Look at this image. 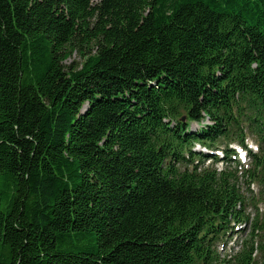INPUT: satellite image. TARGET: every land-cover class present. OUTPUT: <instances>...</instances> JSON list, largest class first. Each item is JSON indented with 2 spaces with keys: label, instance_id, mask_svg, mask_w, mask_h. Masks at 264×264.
I'll list each match as a JSON object with an SVG mask.
<instances>
[{
  "label": "trees",
  "instance_id": "16d2710c",
  "mask_svg": "<svg viewBox=\"0 0 264 264\" xmlns=\"http://www.w3.org/2000/svg\"><path fill=\"white\" fill-rule=\"evenodd\" d=\"M243 180L264 0H0V264H264Z\"/></svg>",
  "mask_w": 264,
  "mask_h": 264
},
{
  "label": "rangeland",
  "instance_id": "374dc122",
  "mask_svg": "<svg viewBox=\"0 0 264 264\" xmlns=\"http://www.w3.org/2000/svg\"><path fill=\"white\" fill-rule=\"evenodd\" d=\"M79 58L76 56V55H73L69 60H68V63H72V62H79ZM207 123V122H206ZM201 127V125L199 124H192L191 126V129L193 131L195 130H198L199 128ZM250 146H252V150L253 151H256L257 150V147L256 145L254 144L255 142H250ZM236 144H233L231 145L233 149H235L236 151L239 150V154H240V159L242 160L245 156V153L242 152V150L240 149H237V147H235ZM197 149L198 146H197ZM246 158H247V155H246ZM249 160V159H248ZM210 161L207 162V164L209 163ZM249 162V161H248ZM233 165V164H232ZM234 166V165H233ZM217 167L219 168H222L223 167V164L222 163H218ZM241 169V168H239ZM238 169V170H239ZM241 190L247 194L249 196V200H251L252 202L255 201L256 203H258V206H257V209L255 208V206H250V208L248 209V214L251 215V218H255L256 215H260V217L264 216V203L262 199H260L261 201H259L258 197L260 195V192H261V187L260 185L258 184H254L252 185L251 187H249L247 185V182L246 181H242L241 182ZM243 228V227H242ZM238 229H236V232L234 234V236L230 239L231 241L228 242V244L226 245H221L220 247V254H221V257L222 259H225V260H229L231 259L232 257L235 256V254L238 252V248L240 247V245L242 244L243 240H245L248 235L250 234L251 232V227L248 226L246 228H243L241 231H238Z\"/></svg>",
  "mask_w": 264,
  "mask_h": 264
},
{
  "label": "water",
  "instance_id": "95a60500",
  "mask_svg": "<svg viewBox=\"0 0 264 264\" xmlns=\"http://www.w3.org/2000/svg\"><path fill=\"white\" fill-rule=\"evenodd\" d=\"M183 120H185V119H183Z\"/></svg>",
  "mask_w": 264,
  "mask_h": 264
}]
</instances>
